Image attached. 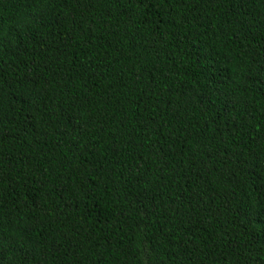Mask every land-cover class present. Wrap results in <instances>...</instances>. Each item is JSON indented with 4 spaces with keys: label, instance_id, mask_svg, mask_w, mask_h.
I'll list each match as a JSON object with an SVG mask.
<instances>
[{
    "label": "trees",
    "instance_id": "1",
    "mask_svg": "<svg viewBox=\"0 0 264 264\" xmlns=\"http://www.w3.org/2000/svg\"><path fill=\"white\" fill-rule=\"evenodd\" d=\"M0 264H264V0H0Z\"/></svg>",
    "mask_w": 264,
    "mask_h": 264
}]
</instances>
